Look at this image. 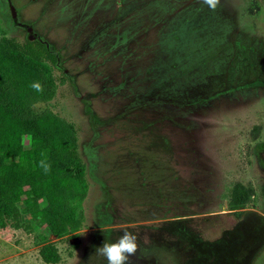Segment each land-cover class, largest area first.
<instances>
[{
  "label": "rangeland",
  "instance_id": "rangeland-1",
  "mask_svg": "<svg viewBox=\"0 0 264 264\" xmlns=\"http://www.w3.org/2000/svg\"><path fill=\"white\" fill-rule=\"evenodd\" d=\"M4 34L58 53L67 81L41 106L76 125L90 191L76 235L28 216L1 229L0 264H51L45 236L56 264H107L96 247L125 230L128 264H264V0H0ZM161 168L196 214L164 207ZM178 219L199 253L179 247Z\"/></svg>",
  "mask_w": 264,
  "mask_h": 264
},
{
  "label": "trees",
  "instance_id": "trees-1",
  "mask_svg": "<svg viewBox=\"0 0 264 264\" xmlns=\"http://www.w3.org/2000/svg\"><path fill=\"white\" fill-rule=\"evenodd\" d=\"M58 62V53L43 40L22 42L5 34L0 39V230L11 224L22 227L24 216L39 221L48 235L57 238L76 235L85 226L90 182L79 151L78 129L51 107L41 106L49 104L59 84L67 81L54 73ZM36 81L41 84L39 92L30 86ZM164 169L149 172L162 180L164 207L175 216L196 214L189 201L192 187L168 183ZM178 220L170 231L181 237L179 247L199 253L200 243L187 221ZM43 240L42 259L60 262L55 242L48 236Z\"/></svg>",
  "mask_w": 264,
  "mask_h": 264
},
{
  "label": "clouds",
  "instance_id": "clouds-1",
  "mask_svg": "<svg viewBox=\"0 0 264 264\" xmlns=\"http://www.w3.org/2000/svg\"><path fill=\"white\" fill-rule=\"evenodd\" d=\"M203 3L215 9L218 0H203ZM30 86L37 92L41 90L39 81L33 82ZM137 248V235L125 230L114 241L104 240L102 245L96 247V251L106 259L107 264H128L130 258L137 252Z\"/></svg>",
  "mask_w": 264,
  "mask_h": 264
},
{
  "label": "water",
  "instance_id": "water-1",
  "mask_svg": "<svg viewBox=\"0 0 264 264\" xmlns=\"http://www.w3.org/2000/svg\"><path fill=\"white\" fill-rule=\"evenodd\" d=\"M10 9H11L13 18L17 20L18 13H17L15 6L10 4ZM31 31H32V27H29L28 32H31ZM30 39H33V36H30Z\"/></svg>",
  "mask_w": 264,
  "mask_h": 264
},
{
  "label": "flooded vegetation",
  "instance_id": "flooded-vegetation-1",
  "mask_svg": "<svg viewBox=\"0 0 264 264\" xmlns=\"http://www.w3.org/2000/svg\"><path fill=\"white\" fill-rule=\"evenodd\" d=\"M17 23H19V22H18V19H17Z\"/></svg>",
  "mask_w": 264,
  "mask_h": 264
}]
</instances>
